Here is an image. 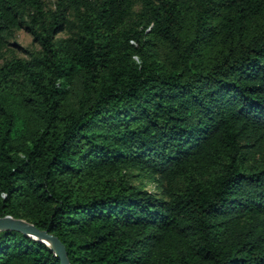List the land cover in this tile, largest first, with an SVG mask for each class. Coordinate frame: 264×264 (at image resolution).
<instances>
[{
  "label": "trees",
  "instance_id": "1",
  "mask_svg": "<svg viewBox=\"0 0 264 264\" xmlns=\"http://www.w3.org/2000/svg\"><path fill=\"white\" fill-rule=\"evenodd\" d=\"M56 1L0 0L41 47L0 68V218L70 264H264V0ZM0 264L61 261L2 231Z\"/></svg>",
  "mask_w": 264,
  "mask_h": 264
},
{
  "label": "rangeland",
  "instance_id": "2",
  "mask_svg": "<svg viewBox=\"0 0 264 264\" xmlns=\"http://www.w3.org/2000/svg\"><path fill=\"white\" fill-rule=\"evenodd\" d=\"M57 1L46 0L47 10L55 11ZM141 6L136 4L135 12H139ZM69 19L73 21V16L70 14ZM73 30V29H72ZM72 30L67 29L59 33L56 39H63L71 36ZM41 51V47L36 43L32 35L25 29H15L8 33L5 37L4 44L0 46V68L8 62L14 60H29L32 54ZM133 175H137L136 178H131V183L138 187H143L149 192H160L154 182L142 176H138L137 171L132 172Z\"/></svg>",
  "mask_w": 264,
  "mask_h": 264
},
{
  "label": "water",
  "instance_id": "3",
  "mask_svg": "<svg viewBox=\"0 0 264 264\" xmlns=\"http://www.w3.org/2000/svg\"><path fill=\"white\" fill-rule=\"evenodd\" d=\"M16 231L27 235L39 242L47 245L61 261V264H70L67 251L63 243L56 236L47 231H43L34 225L24 221L16 220L12 217L0 218V232Z\"/></svg>",
  "mask_w": 264,
  "mask_h": 264
}]
</instances>
